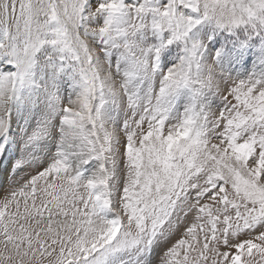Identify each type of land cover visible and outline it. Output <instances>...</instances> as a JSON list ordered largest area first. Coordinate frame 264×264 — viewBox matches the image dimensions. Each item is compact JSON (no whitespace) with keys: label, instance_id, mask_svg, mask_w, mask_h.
<instances>
[{"label":"snow or ice","instance_id":"snow-or-ice-1","mask_svg":"<svg viewBox=\"0 0 264 264\" xmlns=\"http://www.w3.org/2000/svg\"><path fill=\"white\" fill-rule=\"evenodd\" d=\"M0 264H264V0H0Z\"/></svg>","mask_w":264,"mask_h":264}]
</instances>
